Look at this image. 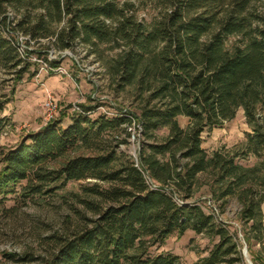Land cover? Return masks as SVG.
Here are the masks:
<instances>
[{"label":"trees","instance_id":"1","mask_svg":"<svg viewBox=\"0 0 264 264\" xmlns=\"http://www.w3.org/2000/svg\"><path fill=\"white\" fill-rule=\"evenodd\" d=\"M258 3L264 0H152L155 15L145 22L132 0H0V72L10 80L23 79L35 64L18 55L17 34L29 37V47L44 45L27 54L46 60L52 48L110 45L119 49L108 64L111 76L119 88H134L138 101L135 111L111 115L97 112L100 104H78L67 125L54 118L7 146L1 114L9 98L0 76V211L22 181L25 198L53 194L69 181L89 182L72 194L74 217L46 237L44 253H7L10 259L182 264L178 255L153 249L192 230L215 241L201 264H244L237 231L195 198L207 185L220 212L237 203L251 261L264 264V160L239 162L264 156V7ZM239 109L251 128L245 142L208 153L203 132ZM180 116L188 118L186 126ZM135 126L143 136L137 161L121 149Z\"/></svg>","mask_w":264,"mask_h":264},{"label":"rangeland","instance_id":"2","mask_svg":"<svg viewBox=\"0 0 264 264\" xmlns=\"http://www.w3.org/2000/svg\"><path fill=\"white\" fill-rule=\"evenodd\" d=\"M132 2L137 8V18L150 22L155 15L152 0ZM257 5L259 8L264 7L260 3ZM237 41L238 37L230 38L229 44ZM31 48L45 50L44 45H33ZM117 52L119 49H112L110 45H99L95 49L80 46L62 53L52 48L49 49L47 60L44 56L39 58L36 54L32 55L35 64L21 80L12 81L8 74L0 72V76L7 80L4 82L3 92L9 98L1 114L7 121L1 143L7 146L16 144L24 136L40 130L49 122L44 110V100L48 93L58 105L55 118H62L63 126L69 123L70 116L77 110L78 104H100L97 112L109 115L119 109L135 111L138 101L134 88H119L111 76L108 64ZM51 63L64 68L66 72L55 71L56 67H50ZM32 73L35 75L29 76ZM178 119L182 126L187 125V117L180 116ZM131 132L135 138L121 149L132 155L137 154V147L143 142V136L139 134L138 126L132 127ZM247 132H251V128L245 121L243 109H239L232 120L220 127L205 130L202 134V146L208 153L220 147L237 148L245 142ZM164 134L166 130L158 132L159 136ZM261 158L249 155L239 162L244 166H253L264 160ZM87 183L89 182L82 180L69 181L53 194L26 198L23 196L26 181L18 183L14 192L7 195L4 210L0 211V264H21L10 259L7 253H44L47 248L46 237L60 230L69 218L74 217L73 208L76 203L73 202L72 194H81V187ZM195 198L206 210L213 213L218 221L237 231L244 264H253L237 217V203L231 201L226 210L220 212L218 205L210 199L207 185L200 187ZM214 242L205 235L187 230L183 234L173 233L168 236L157 249H153V253L171 252L180 257L182 264H201L200 260L209 254ZM251 248L256 252L260 245L252 244Z\"/></svg>","mask_w":264,"mask_h":264},{"label":"built area","instance_id":"3","mask_svg":"<svg viewBox=\"0 0 264 264\" xmlns=\"http://www.w3.org/2000/svg\"><path fill=\"white\" fill-rule=\"evenodd\" d=\"M28 40H29L28 36H24L23 34H17L15 36V41H13V42L15 43L18 55L23 59L28 58L32 61V59H33L32 56L28 57L29 55L27 54L28 49H31V47L27 46V44H26V41H28ZM50 67H52V66H50ZM50 67H48V68L52 70L53 67L52 68H50ZM55 71L64 72L65 69L60 67V66H57L55 68ZM76 108L78 109V107H76ZM44 110H45L46 117L48 120L54 119L58 113V105L50 93L47 94V96L44 100ZM138 129H139V134H140L141 127L138 126ZM134 138H135L134 135L131 134V136L129 138V142L131 140H133ZM137 148H139V146ZM131 156L135 159V161H137V154L133 153Z\"/></svg>","mask_w":264,"mask_h":264},{"label":"crops","instance_id":"4","mask_svg":"<svg viewBox=\"0 0 264 264\" xmlns=\"http://www.w3.org/2000/svg\"><path fill=\"white\" fill-rule=\"evenodd\" d=\"M262 211H264V204H262ZM258 247V246H257Z\"/></svg>","mask_w":264,"mask_h":264}]
</instances>
